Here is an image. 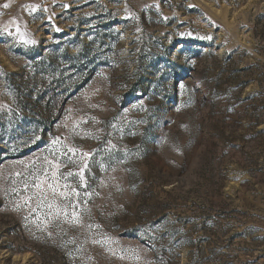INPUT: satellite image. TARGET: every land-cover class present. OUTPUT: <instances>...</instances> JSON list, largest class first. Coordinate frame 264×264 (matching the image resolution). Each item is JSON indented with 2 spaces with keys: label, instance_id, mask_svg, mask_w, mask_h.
<instances>
[{
  "label": "rangeland",
  "instance_id": "rangeland-1",
  "mask_svg": "<svg viewBox=\"0 0 264 264\" xmlns=\"http://www.w3.org/2000/svg\"><path fill=\"white\" fill-rule=\"evenodd\" d=\"M0 264H264V0H0Z\"/></svg>",
  "mask_w": 264,
  "mask_h": 264
},
{
  "label": "snow or ice",
  "instance_id": "snow-or-ice-1",
  "mask_svg": "<svg viewBox=\"0 0 264 264\" xmlns=\"http://www.w3.org/2000/svg\"><path fill=\"white\" fill-rule=\"evenodd\" d=\"M4 7H8L7 4L4 5ZM35 10V8H33V11ZM17 31H19V29H17ZM54 145L57 144V143H60L59 139L57 138L56 140H53L52 142ZM68 152H72L74 154V149H68L67 150ZM44 161H45V164L47 165L46 167H43L42 169H39L37 171H40L42 172L43 174V177L44 179H41V176L40 175H36L34 173V177H35V183L33 184V187H35L36 189H41L43 188V185L45 183V180L47 179L48 177V173H49V170H52V176H53V179L55 178L56 176V169L59 168V162L57 161H49L47 158H44ZM71 162V161H70ZM82 172H83V169H81V172L80 173H77V175H80L81 176V179H83V175H82ZM19 175V174H18ZM69 176L73 175V173L69 172L68 173ZM27 187V186H26ZM47 187L49 189H52L53 193H55L56 191V188L53 184H48ZM72 192L75 194V195H78V193L75 191V189H72ZM61 195H65L63 192L61 193ZM52 205H49V208H51Z\"/></svg>",
  "mask_w": 264,
  "mask_h": 264
}]
</instances>
